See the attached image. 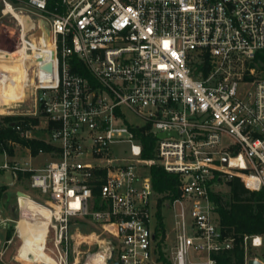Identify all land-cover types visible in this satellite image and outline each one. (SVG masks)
Returning <instances> with one entry per match:
<instances>
[{"label":"built area","instance_id":"1","mask_svg":"<svg viewBox=\"0 0 264 264\" xmlns=\"http://www.w3.org/2000/svg\"><path fill=\"white\" fill-rule=\"evenodd\" d=\"M0 1L31 21L19 24L17 52L31 63L34 117L41 111L53 147L40 150L50 158L41 168L6 162L0 171L30 173V188L46 196L35 201L51 214L45 249L55 264H87L101 251L105 264H165L153 166L180 179V196L165 202L175 216L172 264H217L213 255L233 250L211 193L236 178L264 191V0ZM43 29L45 48L33 38ZM43 66L51 85H41ZM145 127L157 138L153 159L143 157ZM85 227L96 231L84 236ZM243 247L245 264H264L250 252L263 236ZM192 252L204 257L193 262Z\"/></svg>","mask_w":264,"mask_h":264},{"label":"rangeland","instance_id":"2","mask_svg":"<svg viewBox=\"0 0 264 264\" xmlns=\"http://www.w3.org/2000/svg\"><path fill=\"white\" fill-rule=\"evenodd\" d=\"M4 6L0 1V52L13 54L18 51L20 47V25L15 17H13L10 14H4ZM35 18V17H34ZM26 19V25L29 29L30 26H32L31 21L27 16H25ZM9 60L4 64V67H13L15 63L13 61ZM1 64V63H0ZM6 65V66H5ZM3 66V65H2ZM6 67V68H7ZM2 68H0L1 73ZM3 76V75H2ZM26 96H30L29 94H26ZM27 98V97H26ZM33 100V96L29 99V105L19 107H12L8 109L7 107H3V105L0 106V127L2 124H4V118L7 116H15V114H29L31 113V103ZM20 101H16L11 103L8 106H14V104H18ZM1 110H4V112H1ZM12 111V114H6L7 112ZM126 115L128 118V121L135 125L144 127L147 125V121L143 119L142 117H139L135 115L134 113L125 110ZM43 115L41 114V111H38V125H33L32 127V135L33 137H37L40 140H47L49 137V131L47 122L44 121ZM10 148L13 149V155H10L9 152H4L0 154V165L8 162L10 165H13L15 162L19 164L25 165L28 163L27 167H33V161L30 160L28 157V154L26 152V147L15 144V143H9L8 144ZM127 146H121L120 148L115 147V150L118 152L119 150L127 149ZM48 158L42 157L38 161L39 165H45L47 163ZM36 166H38L36 164ZM15 183V184H14ZM30 175H18V179L16 180V177L7 171H0V188L6 187V191L3 192L2 198L0 199V220L3 219V221H0V264H32L23 262L18 258V251L21 245V239L18 234V223L20 221L21 217V209L19 204V197H18V190L20 192L24 193L27 198V195H30L32 200H36L38 202H43L47 198L44 196L41 191L34 190L30 188ZM25 191V192H24ZM216 193L223 195L225 199L228 200V196L230 194V187L229 186H223L221 188H217L214 190ZM161 216L163 218L164 223V229L165 234L167 236V244H166V256L168 259V264H172V252L176 245V229H175V216L171 209H169L166 204H162L161 207ZM158 220V219H157ZM153 224H155V220L153 221ZM82 231V234L84 236L90 235L92 231H96L94 228L91 227H85L80 228ZM76 230L73 229V233L75 234ZM264 238V236H263ZM83 239H78V242H82ZM90 241V240H89ZM50 246V245H49ZM97 249L96 247H91V254L95 253ZM81 251L86 252L87 247H82ZM252 256H257L259 259L264 261V247L261 249H251L250 250ZM84 260L86 259V256H83ZM204 257L203 254H195L192 252L191 259L193 262H199L201 258ZM83 260V262H84ZM43 264V263H38Z\"/></svg>","mask_w":264,"mask_h":264},{"label":"trees","instance_id":"3","mask_svg":"<svg viewBox=\"0 0 264 264\" xmlns=\"http://www.w3.org/2000/svg\"><path fill=\"white\" fill-rule=\"evenodd\" d=\"M74 71L88 78L92 83L93 79L89 70L83 66L76 58H72ZM38 120L29 116H7L4 124L0 127V154L9 152L13 155V149L9 143L20 144L31 150L33 156H37L40 150L51 152L53 147L44 140L25 139L21 136V131L31 130L33 125H38ZM145 127L138 131L142 145L143 157L145 159L155 158V148L157 138L153 134H146ZM30 176L31 174L28 173ZM151 177L155 192L158 194L159 212L157 214L158 228L156 238L162 234L165 237L163 218L161 216V205L165 202H173L180 196V179L178 175L166 172L160 166L151 168ZM230 194L228 200L221 194L211 193V199L217 205V213L220 225L226 236L236 239L233 250L222 254L213 255L217 264H245V250L243 241L246 236H264V191L251 192L245 188L240 179L236 178L229 183ZM6 187L0 188V199ZM165 264L168 260L163 257Z\"/></svg>","mask_w":264,"mask_h":264},{"label":"bare ground","instance_id":"4","mask_svg":"<svg viewBox=\"0 0 264 264\" xmlns=\"http://www.w3.org/2000/svg\"><path fill=\"white\" fill-rule=\"evenodd\" d=\"M4 14H12V16L15 17L19 22V24L24 26L25 30L28 29L25 16L19 14L17 11H14L13 8H6L4 10ZM44 30L45 29H43V32H40L37 35L39 38H37L36 36H34L33 38L36 43L40 42V44H42V46L45 48L46 46H48V33ZM13 54H20L22 56L20 57V59H28L24 51L15 52ZM0 58L3 59V56H0ZM46 59H48V62L51 61L49 60V56H46ZM50 69V67L46 68L45 66H43L42 68L41 85L43 86L52 84L51 82L46 83V80H44L48 74L49 78H51V76L52 78L55 77L54 75L50 76ZM25 80L26 74H22L20 82L24 83ZM15 86L16 85H14V87ZM14 94L17 97H22L23 91L19 92L15 87ZM19 204L21 209V217L18 223V234L21 239V245L18 251V258L22 261L32 264H55V259L47 254L45 249L48 227L51 219L50 212L36 201L24 196L20 197ZM94 237L95 236L93 234L91 237H88L85 240L89 241ZM105 255L106 254L102 251L95 253L90 257L87 264H105Z\"/></svg>","mask_w":264,"mask_h":264},{"label":"crops","instance_id":"5","mask_svg":"<svg viewBox=\"0 0 264 264\" xmlns=\"http://www.w3.org/2000/svg\"><path fill=\"white\" fill-rule=\"evenodd\" d=\"M0 56H3V59H4L3 60V59L0 58V63H1L0 64V68H2V70H3L0 73V104L3 105V107L4 106L7 107L8 109H10L12 107H19V108H21L22 106L29 105V99H30V97L33 96V90H32L33 89L32 88L33 85L31 84V80L33 78V75H32V72H31V63L28 62V61H24L25 59L24 60L22 58L20 59V57H17L18 56L17 54H8V53L0 52ZM9 60L11 62L13 61V63H15V65L13 67H9V68L6 65L5 66L7 68L4 67V64H2V63H6ZM22 74H26V80H25L24 83L23 82H20V79H21ZM27 79H29L28 80V84H27ZM14 85H16L15 87L17 88V91H19V92L23 91V96L22 97L21 96H18L17 97L14 94V91H15ZM26 94H29L30 96L28 97V96H26ZM16 101H20V102L18 104H14V106H8L11 103L16 102ZM22 101H24V102H22ZM1 112H4V110H1ZM36 112H37L36 111V107H35L34 102L32 100V103H31V113H29V114H23V113L22 114H15V116H23V117L29 116L31 118L37 119V117H34V114ZM6 114L11 115L12 114V111L7 112ZM34 138L35 139H39L37 137H34ZM26 152H27L28 157L30 158V160L33 161V165H34L33 168H41V167H43V165H39L38 164V161L42 157H47L48 160H50V158H49L48 155H37V156H33L31 154V150L28 149V148H26ZM26 164H28V163H26ZM36 164L38 166H36ZM25 174H28V173H20L19 175H25ZM18 192H20V190H18ZM0 221H3V219L0 220Z\"/></svg>","mask_w":264,"mask_h":264},{"label":"water","instance_id":"6","mask_svg":"<svg viewBox=\"0 0 264 264\" xmlns=\"http://www.w3.org/2000/svg\"><path fill=\"white\" fill-rule=\"evenodd\" d=\"M46 29H47V27H46ZM166 136H167L166 134H159L157 137H158L159 139H163V138H165ZM224 164L227 165V159L224 160ZM18 196H19V197H21V196H25V194L22 193V192H18ZM109 264H112V261H111V260L109 261ZM115 264H119V263L116 262ZM248 264H262V263L253 259V260H250Z\"/></svg>","mask_w":264,"mask_h":264}]
</instances>
